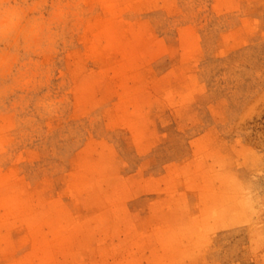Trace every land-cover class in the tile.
<instances>
[{"label": "rangeland", "instance_id": "374dc122", "mask_svg": "<svg viewBox=\"0 0 264 264\" xmlns=\"http://www.w3.org/2000/svg\"><path fill=\"white\" fill-rule=\"evenodd\" d=\"M0 264H264V0H0Z\"/></svg>", "mask_w": 264, "mask_h": 264}]
</instances>
